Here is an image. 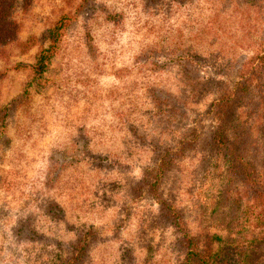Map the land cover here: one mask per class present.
I'll use <instances>...</instances> for the list:
<instances>
[{
	"label": "rangeland",
	"instance_id": "obj_1",
	"mask_svg": "<svg viewBox=\"0 0 264 264\" xmlns=\"http://www.w3.org/2000/svg\"><path fill=\"white\" fill-rule=\"evenodd\" d=\"M214 14L221 32L197 47L193 31ZM13 16L22 39L66 20L42 73L33 65L48 42L0 46V264H58L84 234L79 264H180L182 234L137 184L152 159L143 136L208 133V104L262 38L264 0H30ZM180 43L194 55L181 70L166 57ZM225 177L198 145L163 183L190 233L222 244L238 237ZM254 230L237 241L261 239L264 264Z\"/></svg>",
	"mask_w": 264,
	"mask_h": 264
},
{
	"label": "trees",
	"instance_id": "obj_2",
	"mask_svg": "<svg viewBox=\"0 0 264 264\" xmlns=\"http://www.w3.org/2000/svg\"><path fill=\"white\" fill-rule=\"evenodd\" d=\"M29 2L0 0V46L15 44L21 52H26L39 41L48 42L33 65L36 73H42L44 61L55 48L57 33L66 19L60 18L54 30H45L40 36L30 35L22 39L19 37V23L13 13L17 3L25 7ZM249 16L247 11L242 12L240 21L249 23ZM222 26L217 14L210 15L193 31L191 37L194 45L198 47L199 43L207 42L212 32L219 34ZM248 43L252 54L231 64L235 80L231 85L217 90L206 108L205 115L213 122L208 133L203 135L182 131L175 141L174 137L172 143L163 145L148 140L147 135L143 136L152 152V159L137 184H141V189L147 187L148 193L158 204L161 221L182 234L181 239H178L183 251L180 264H259L261 261V254L253 248L258 247L261 239L251 236L247 240L237 241L246 230L264 231V29L260 40L254 42L251 39ZM180 44L175 50L166 53V57L171 58L179 70L194 59L193 45L188 43L184 47ZM4 75L5 71L0 70V78ZM199 141L203 143L198 144ZM198 145L224 167L226 177L222 196L228 207L234 210L235 226H238V237L235 241L232 239L234 242L222 244L221 235L209 232L192 235L184 211L164 188L163 183L167 182L168 175L179 160ZM229 223L230 220L227 226ZM86 237L84 234L80 241L77 240L70 254L58 264H79L86 251ZM214 243L222 246L214 247Z\"/></svg>",
	"mask_w": 264,
	"mask_h": 264
}]
</instances>
